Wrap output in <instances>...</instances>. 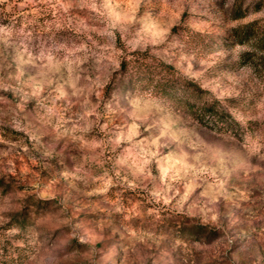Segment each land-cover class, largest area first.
<instances>
[{
    "label": "rangeland",
    "instance_id": "obj_1",
    "mask_svg": "<svg viewBox=\"0 0 264 264\" xmlns=\"http://www.w3.org/2000/svg\"><path fill=\"white\" fill-rule=\"evenodd\" d=\"M263 27L264 0H0V264H264Z\"/></svg>",
    "mask_w": 264,
    "mask_h": 264
},
{
    "label": "trees",
    "instance_id": "obj_2",
    "mask_svg": "<svg viewBox=\"0 0 264 264\" xmlns=\"http://www.w3.org/2000/svg\"><path fill=\"white\" fill-rule=\"evenodd\" d=\"M242 17H243V14H241L240 16H238V18H242ZM259 42L264 43V27H263V29H262V31L260 33ZM162 70H164V71L172 70L173 71V67L172 66H164L162 68Z\"/></svg>",
    "mask_w": 264,
    "mask_h": 264
}]
</instances>
